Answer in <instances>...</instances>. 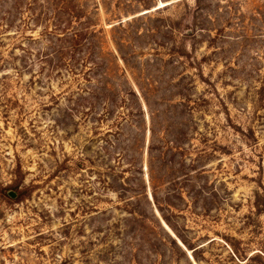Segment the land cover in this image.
Instances as JSON below:
<instances>
[{"label":"rangeland","instance_id":"rangeland-1","mask_svg":"<svg viewBox=\"0 0 264 264\" xmlns=\"http://www.w3.org/2000/svg\"><path fill=\"white\" fill-rule=\"evenodd\" d=\"M0 264H264V0H0Z\"/></svg>","mask_w":264,"mask_h":264},{"label":"trees","instance_id":"trees-1","mask_svg":"<svg viewBox=\"0 0 264 264\" xmlns=\"http://www.w3.org/2000/svg\"><path fill=\"white\" fill-rule=\"evenodd\" d=\"M86 29H87V28H85V27H84V29H82V30H85L86 33H83V32L76 33V34H74V35L72 36L71 39H75L76 37H83V36H85V34H87V30H86ZM58 53H60V51H59ZM156 202H157V201H156ZM165 221L168 222L166 218H165Z\"/></svg>","mask_w":264,"mask_h":264},{"label":"water","instance_id":"water-1","mask_svg":"<svg viewBox=\"0 0 264 264\" xmlns=\"http://www.w3.org/2000/svg\"><path fill=\"white\" fill-rule=\"evenodd\" d=\"M7 194H8V196H9L11 199H14L15 196H16V194H15L14 192H12V191H9Z\"/></svg>","mask_w":264,"mask_h":264}]
</instances>
